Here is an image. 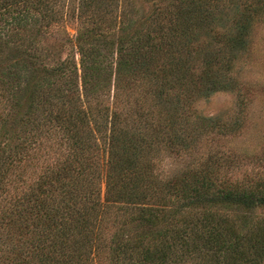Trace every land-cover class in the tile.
<instances>
[{
	"label": "trees",
	"instance_id": "trees-1",
	"mask_svg": "<svg viewBox=\"0 0 264 264\" xmlns=\"http://www.w3.org/2000/svg\"><path fill=\"white\" fill-rule=\"evenodd\" d=\"M130 1L0 0V264H264V182L233 184L212 157L162 182L150 157L188 148L195 101L238 88L264 0H239L226 32L228 0H157L140 19Z\"/></svg>",
	"mask_w": 264,
	"mask_h": 264
},
{
	"label": "rangeland",
	"instance_id": "rangeland-1",
	"mask_svg": "<svg viewBox=\"0 0 264 264\" xmlns=\"http://www.w3.org/2000/svg\"><path fill=\"white\" fill-rule=\"evenodd\" d=\"M238 1L228 0L224 19L216 24L218 30L226 32L231 28ZM157 2V0H131V7L134 8V10L130 8L131 15L135 16V19L148 16L156 9ZM56 38L54 32L41 37L40 43L44 46V52L57 51L59 41ZM247 45L248 48L240 54L232 73L239 82L238 88L232 91L214 92L193 104L189 117L193 129L192 143L188 148L180 151L172 150L166 142L160 145L159 151L150 156L153 161V172L157 177L165 175L169 170L172 177L191 168L194 173L199 162L212 157L222 167H229L227 171L221 169L219 176L223 175L233 184L242 182L250 185V183L264 182V14L253 19L251 38ZM129 96L132 99L131 92ZM133 96L137 98V93ZM139 99L140 103L148 105L147 108L156 101L159 102L154 92H150L147 86L141 88ZM171 102L172 100L167 98L162 104L170 111ZM201 117L212 119L222 128H215L212 132L207 131L202 122H199ZM226 212L233 216L243 214L234 206ZM251 216L253 221L264 219V208L255 209L251 212ZM108 222L113 221L108 220ZM120 228L128 229V226L124 227L115 222L113 228H106L101 224L103 239L107 241ZM102 256L91 264H114L108 259L107 253H103Z\"/></svg>",
	"mask_w": 264,
	"mask_h": 264
},
{
	"label": "clouds",
	"instance_id": "clouds-1",
	"mask_svg": "<svg viewBox=\"0 0 264 264\" xmlns=\"http://www.w3.org/2000/svg\"><path fill=\"white\" fill-rule=\"evenodd\" d=\"M171 170H169L168 173H166L165 175H161L158 178L162 181V182H167L168 179H171L172 176L170 174Z\"/></svg>",
	"mask_w": 264,
	"mask_h": 264
}]
</instances>
